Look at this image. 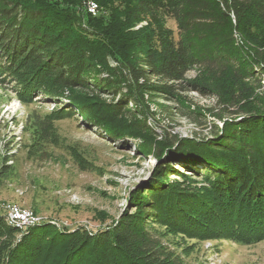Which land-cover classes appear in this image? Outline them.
I'll return each instance as SVG.
<instances>
[{
    "label": "trees",
    "instance_id": "trees-1",
    "mask_svg": "<svg viewBox=\"0 0 264 264\" xmlns=\"http://www.w3.org/2000/svg\"><path fill=\"white\" fill-rule=\"evenodd\" d=\"M37 2L29 7L18 0H0V83L8 84L23 102L37 97L62 103V117L80 114L88 126L112 137L118 136L115 126L108 125V118L97 111L83 107L84 97L76 90L92 85L115 96L126 89L124 103L113 107L112 113L135 118L144 115L139 102L145 92H164L173 100L179 92H188L185 85L210 94L211 88L228 82L232 86L229 100L224 101L228 109L239 104L237 86L264 78V0H100L98 6L110 8L114 16L110 22L106 17L98 19L87 12L78 16L52 3ZM51 16L55 23L48 21ZM168 20L175 23L176 31L167 26ZM141 21L147 25L136 32L128 30L127 24ZM190 70L198 71L205 84L186 82ZM258 88L264 90V84ZM257 100L261 110L250 111L246 106L244 112L246 107L240 106L239 112L247 117L225 123L217 144L186 141L168 150V143H159V156L174 157L187 172L214 181L206 196L178 187H172L174 199L164 198L158 190L147 193L142 199L145 216L154 218L157 208L163 207L162 212L177 219L179 228L189 235L215 234L239 245L264 239V94ZM187 111L189 115L195 112L189 107ZM230 114L238 115L236 111ZM56 118L60 117L50 114L38 120L42 139H48ZM146 122L132 123L129 129L146 132L150 130ZM230 154L241 157L240 163L230 162L234 158ZM187 160L192 165L207 162L213 166L193 168ZM169 164L165 162L164 172ZM41 223L18 238L22 229L0 217V264H43L46 256L41 259L39 254L45 240L52 247L56 242L66 247L64 264H84L86 258H74L80 246L74 239L84 247L90 241L96 247L102 245L107 256L94 258L93 264H174L154 234L132 232L129 223L91 231V235L83 229L68 231Z\"/></svg>",
    "mask_w": 264,
    "mask_h": 264
},
{
    "label": "rangeland",
    "instance_id": "rangeland-1",
    "mask_svg": "<svg viewBox=\"0 0 264 264\" xmlns=\"http://www.w3.org/2000/svg\"><path fill=\"white\" fill-rule=\"evenodd\" d=\"M18 1L24 6L38 5L37 0ZM39 2L52 3L78 16L88 13L86 3L92 2L97 9L90 15L98 19L106 17L107 22L114 17L110 8L98 6L100 0ZM50 20L51 24L56 22L52 16L48 17ZM81 21L85 23L84 18ZM127 25L128 30L136 32L147 22ZM167 26L176 31L172 20L167 21ZM111 65L115 63L111 61ZM201 78L198 71L190 70L184 80L201 84L204 83ZM152 83L157 84L154 80ZM227 83L216 86L219 90L211 88L210 94L185 85L188 92H179L173 100L164 92H145L139 102L144 115L135 118L116 117L112 113L113 107L124 103L123 94L128 95L126 89L115 96L111 92H100L92 85L76 90V94L84 97L83 107L97 111L108 118V125L115 126V135L118 136L113 137L88 126L90 124L80 114L73 118L62 117L61 110L65 109L62 103L39 100L37 97L31 102H23L8 84L0 83V217L7 224V213L12 207L30 215L32 213L41 222L51 223L59 229H83L89 231L90 235L91 231L110 228L117 223H129L132 232L154 234L163 252L174 264H264V239L254 244L239 245L229 237L221 238L215 234L209 237L189 235L179 228L182 225L177 219H171L167 212H162L163 207L157 208L154 218L145 216L146 205L142 199L147 193L154 194L158 190L166 195H163L164 198L172 196L174 199L177 197L172 187L201 196L211 192L210 182L213 179L187 172L179 166L180 161H174V157L168 160L165 156H159L162 148H158V145L168 143V150H173L186 141L194 145L217 144L225 123L232 120L240 122L247 117L244 113L246 106L250 111L261 110L256 102L260 94H264V90L258 88V84H264V78L260 82L254 79L237 86L240 90L239 104L225 109L224 103L229 100L228 91L232 87ZM256 95H259L257 99ZM127 106L134 109L129 102ZM240 106L246 107L244 112H239ZM188 107L195 111L194 114L189 115ZM231 111H236L238 115L230 114ZM50 114L60 118H56L49 127L48 139H42L44 132L36 123ZM143 120L147 121L150 130L131 132L129 125ZM139 137L145 142L140 141ZM240 158L234 156L229 161L239 164ZM166 161H170V164L164 172ZM185 162L199 169L213 166L207 162L193 165L189 160ZM161 173L165 176H159ZM141 222H145L144 229ZM23 233L19 230L16 237H22ZM5 239L4 236L2 240ZM74 242L76 246L80 245L76 249L79 254L74 258H86L84 264H93L94 258L100 259V256L103 258L106 255L102 245L96 247L93 241L85 247L77 239ZM43 243L44 250L39 254L41 259L46 256L43 264H64L66 247L59 242L54 243L53 247L47 240ZM76 251L70 253L71 256Z\"/></svg>",
    "mask_w": 264,
    "mask_h": 264
},
{
    "label": "bare ground",
    "instance_id": "bare-ground-1",
    "mask_svg": "<svg viewBox=\"0 0 264 264\" xmlns=\"http://www.w3.org/2000/svg\"><path fill=\"white\" fill-rule=\"evenodd\" d=\"M89 3H90V13L94 14L96 12V9H97L96 5L94 3H92V2H89ZM86 8H87V11L89 13V6H87ZM9 217H20L21 219H23V223H33V222H35L33 224L28 225V228H32V227H34V226H36V225L41 223V220H39L34 215H32V213L30 215V214H28L26 212L21 211L20 209L12 208V207L9 208V211L7 213V218H6L7 222L11 226H14V227H16L18 229H22V225L20 224V222L12 220ZM28 228H26V229H28Z\"/></svg>",
    "mask_w": 264,
    "mask_h": 264
},
{
    "label": "built area",
    "instance_id": "built-area-1",
    "mask_svg": "<svg viewBox=\"0 0 264 264\" xmlns=\"http://www.w3.org/2000/svg\"><path fill=\"white\" fill-rule=\"evenodd\" d=\"M86 6H89V13H90V3H86ZM12 220H15L17 222H20V224L22 225V231L24 232L26 230V228H28V225L33 224V223H23V219H21L20 217H9ZM44 222V221H42Z\"/></svg>",
    "mask_w": 264,
    "mask_h": 264
}]
</instances>
